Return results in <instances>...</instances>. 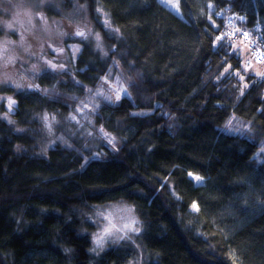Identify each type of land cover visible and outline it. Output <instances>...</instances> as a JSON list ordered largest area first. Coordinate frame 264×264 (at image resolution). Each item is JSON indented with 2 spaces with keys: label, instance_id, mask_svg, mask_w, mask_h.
I'll list each match as a JSON object with an SVG mask.
<instances>
[{
  "label": "trees",
  "instance_id": "obj_1",
  "mask_svg": "<svg viewBox=\"0 0 264 264\" xmlns=\"http://www.w3.org/2000/svg\"><path fill=\"white\" fill-rule=\"evenodd\" d=\"M179 8L181 16L158 0H46L35 7L64 28L90 25L109 50L101 55L75 40L81 52L70 68L56 60L71 74H45L43 59L57 57L40 51L14 66L41 91L0 85V98L16 102L9 111L0 100V264H264V77L244 71L240 55L213 48L228 15L244 14L240 26L255 14L264 21V0H179ZM105 19L119 32L109 34ZM14 35L20 33L4 38ZM4 46L0 60L20 54ZM229 64L232 75L221 76ZM107 68L118 70L131 99L76 113L99 82L93 77ZM232 117L238 132L225 128ZM101 126L115 137V150ZM188 172L203 177L202 185ZM118 203L134 206L139 235L90 251L95 224L88 217Z\"/></svg>",
  "mask_w": 264,
  "mask_h": 264
},
{
  "label": "snow or ice",
  "instance_id": "obj_2",
  "mask_svg": "<svg viewBox=\"0 0 264 264\" xmlns=\"http://www.w3.org/2000/svg\"><path fill=\"white\" fill-rule=\"evenodd\" d=\"M161 2L163 3L164 0H161ZM170 2H171V0H169V3ZM35 7H38V8L43 7V4L37 3L35 5ZM174 7H176L178 9V0H177V4ZM209 7H211V5H209ZM97 11L99 12L100 9H97ZM177 14H179V13L177 12ZM37 16L39 19H44L43 15L40 13H37ZM209 19L211 20V17H209ZM237 19L243 20L244 18L243 17H237ZM213 26H215V25H213ZM6 27L10 30L15 31L13 29L12 23H7ZM103 27L106 28V30L109 32V34L119 32V29L111 27V22L108 19H105V21L103 22ZM237 33H239L244 38V40L248 39V36H249L248 32H240L239 29H235L230 34L222 32L219 35H216L214 38V41H213L214 50H217V51L223 50V51H225L226 55H234L237 59H239L240 50L238 48V45L234 42ZM62 35H71L73 38L74 37H80L82 41H86V40H88L91 33L90 32L86 33L83 30L77 29L74 33H63ZM20 38H21V41H23V39H24L23 34H21ZM96 39L97 40L99 39L98 34L96 36ZM261 39H264V37H261ZM244 40H241V43H243ZM7 43L8 42L6 41L5 46L2 49V51L5 53L7 52V46H6ZM249 45L254 46L256 49L255 52L253 53V56L256 59V62L257 63H264V52L260 51L259 45L255 44L254 41H249ZM249 45H246V47H248ZM48 48L56 55H62L64 52L63 48L53 47L52 44H49ZM68 48L71 51L72 59L75 60L76 55L81 52V48L76 44L68 45ZM97 48L98 49L100 48L99 44H97ZM228 49H231V51L229 52ZM104 55L106 56L107 53H104ZM225 62L226 61H222V63H225ZM43 63L46 66L44 68L45 74H48V73H53V74L68 73V74H71L70 70L65 66L64 63L58 64L56 62V60H54V59H43ZM113 64L116 65L117 62L114 61ZM251 66H252L251 61H249L246 65H244L243 70L247 71L248 68ZM231 67L232 66L229 64L227 67L224 68V71L220 75L223 76L224 73H229V75H232V73L229 72V69ZM79 71H83V69H80ZM33 75L34 76L38 75V73L35 71V66H33ZM235 75L239 76L241 81L244 80V77L242 75H240L239 71H236ZM255 75L260 76V77H264V72L257 71V72H255ZM112 76H113L112 69L108 68V70L105 74L93 77V79L98 80L100 82L99 86L97 87V89L94 93H93V89H91V88L87 89V93L92 96L93 100H95L97 97H99L103 101H105L106 103L113 104L114 101H113L112 93L115 94V101H120L122 96L126 97L128 99H131V94L128 92L127 87L120 84L119 77L116 78V82H117L118 87L113 88L111 86ZM72 82L74 85H78V86L83 87V85H81L80 81L75 80L74 76H73ZM4 83L9 88L13 87V84L11 81L5 80ZM104 85L109 86V88H108L109 94H105ZM15 87L18 89L23 88V86L20 84H15ZM245 87H247L246 84H245ZM28 89H30L33 92L41 91V89L39 88V85H35V86L29 85ZM241 95H243V90H241ZM3 99H7L8 109H9V111H11L12 107L15 105L16 102L11 97L0 98V100H3ZM73 99H75V97H73ZM99 107H100V105L97 103V104H93L92 108L89 109L88 103L81 101V106H78L74 111L76 113H83V111L85 109H89V111L95 112L97 109H99ZM133 115H146V114L145 113H133ZM52 119H53V121H55V117H53ZM69 119L72 121H75L77 124H79V120H77L76 115H71L69 117ZM232 119H235V117H232L229 119L228 124L225 126L226 130L227 131H234V132L240 131L239 128L231 127ZM42 120L44 122V127L49 131V133H51L52 124L49 122L48 115L45 114L42 117ZM9 122L11 123V121H9ZM89 123H91V121H89ZM81 127H83V126L81 125ZM18 131H23V130L19 129ZM99 131L103 134V138L107 140V143L109 145H111L112 148L115 150V148H116L115 137H112L109 133L105 132L103 129V126H101ZM91 134L92 133H90V132L88 133V135H91ZM261 152H264V146L261 147ZM257 155H259V154H257ZM98 156H99V154H97V158H98ZM187 175L191 180H194L198 184L202 185L203 177H201L199 175H194L192 172H188ZM165 184H167V181H165ZM173 195L175 196L174 191H173ZM175 198L177 200L180 199L179 196H176ZM190 208L192 211H195V212L200 211L199 205L196 201H193L191 203ZM122 211L125 213V215H123L121 217L122 223L120 224V226H117V224L113 222L111 213H106V212L101 211L99 209H96L94 211L93 216L88 217V219L92 220L93 223L97 224V226L99 228V231L92 234V240H93V244L95 246L92 249H90V251L96 252L97 254H99V251H103L104 245L109 243V242L118 243L120 241H132L133 235H139V233L141 231V228L139 226L140 221L135 216L134 206H124L122 208ZM232 264H236V261L234 258L232 260Z\"/></svg>",
  "mask_w": 264,
  "mask_h": 264
},
{
  "label": "rangeland",
  "instance_id": "obj_3",
  "mask_svg": "<svg viewBox=\"0 0 264 264\" xmlns=\"http://www.w3.org/2000/svg\"><path fill=\"white\" fill-rule=\"evenodd\" d=\"M40 1H42L41 3L44 4L46 0H40ZM53 1L55 4L56 0H53ZM158 1L161 4H163L164 6L167 5L166 7L169 8L171 11H173L175 14H177V12H178L179 14H177V15L181 16V11L179 8V0H178V9L176 7H174L177 4V0H171L170 3H169V0H164L163 3L161 2V0H158ZM15 2H16V0H0V33H1L0 45L4 46L5 42L7 41L8 42L6 45L7 48H9L10 46L11 47H17L18 53H20V54L23 53L26 57H28V59L27 58H24V59L19 58L20 54L18 56H11V57H8V55L6 57L4 56L0 60V85H5L4 81L8 80L14 84H20L23 86V88L28 89L29 84L24 81V80L28 81V78L26 76L18 75V73L15 72L16 65L14 66V64L16 62L18 63L20 61H22V63L28 64V61L36 59L38 52H40V51H45V52L47 51L48 52L50 50L48 48L49 44H52L53 47H56V48H63L64 49V52H63L64 55H56L57 58L46 57L44 59L61 60L63 62L68 61V68H70L69 65L74 63L75 60L72 59L71 51L69 50L68 45L76 44L81 48L80 43L75 41L78 39L81 40V38L80 37H74L73 38L71 35H65L67 39H69V40L73 39V41L70 42L68 40L67 43L65 44V41L67 40V39H65V41L60 43L62 36H59V35H62L63 33H74L77 29L85 31V30H87V28H91L90 30H88L87 32L85 31V32L91 33V35L89 36L87 41L90 42L91 46L93 47V50L96 51L97 53L101 54V55H104V53H108L109 49L104 46L103 41H102L103 38H102L101 34L95 28L91 27L90 25L89 26L88 25L82 26V25L75 23V22H73V23L69 22L67 24V26L64 28L57 21H53V23H51L49 20L45 21L44 19H39L37 16V13L42 14L40 11L41 9H39L40 12H38L35 9V7H33V5L31 3H26L27 0H18L16 5H15ZM39 8H41V7H39ZM55 22H57V24ZM7 23H12L13 29L15 31L8 29L6 27ZM35 27H39V35H35V33L33 31V28H35ZM10 32H18V33H20V36L14 35V37L12 39H5L4 36L8 37ZM21 34H23V36H24L23 41H21V38H20ZM97 34L99 36L98 40L96 39ZM47 38H49V41L47 40ZM29 39H31V41L33 42V45L28 44L27 41ZM97 44L100 45L99 49L97 48ZM238 48L240 50V56L243 60V68H244V65H246L249 61H251L252 66L249 67L246 72H250L252 74H255V72H257V71L264 72V66L258 65L256 63H254L251 59H249V57L246 55V52L244 51V47H242L241 45H238ZM76 57H77V55H76ZM107 70H108V68H107ZM107 70L105 71V73L107 72ZM116 71H118V70L112 69L113 76L111 78V86L113 88L118 87L117 82H116V78L119 77V74L117 75ZM105 73H103V74H105ZM119 82H120V84H122L123 86L126 87V83L123 80H121L120 77H119ZM99 84H100V82H98L97 86L93 89V93L96 91ZM108 88H109L108 85H104L105 94H109ZM112 96H113L114 103L118 102V101H115V94L114 93H112ZM102 101L103 100L99 97H97L95 100H93L92 96L90 94H88L87 99H86V103H88L89 109L92 108L93 104H97V103L99 104ZM90 120L92 123L93 122L92 119H90ZM91 123H89V125ZM86 132H87V130H86ZM89 132L91 133L92 131L90 130ZM89 132H87V133H89ZM124 206H130V205H127L124 203L111 204V205H107V206L103 207L101 209V211H104L106 213H111L113 222L116 223L117 226H120V224L122 223L121 217L123 215H125V213L122 211V208ZM93 224H95V223H93ZM139 226L141 228V225H139ZM97 231H99V228H98L97 224H95V232H97ZM134 236L135 235H133V237ZM91 240H92V237H91ZM133 240L134 239L132 238V241H120L118 243L128 244V243H132ZM118 243L109 242V243L104 245V248L107 246H110V245L118 244ZM92 246H95L93 244V240H92Z\"/></svg>",
  "mask_w": 264,
  "mask_h": 264
},
{
  "label": "bare ground",
  "instance_id": "obj_4",
  "mask_svg": "<svg viewBox=\"0 0 264 264\" xmlns=\"http://www.w3.org/2000/svg\"><path fill=\"white\" fill-rule=\"evenodd\" d=\"M222 16H223V11L222 10H219V11L216 12V17H222ZM237 17L245 18V15L244 14H240V13H236V14L228 15L226 17L225 24H224V32L225 33H229L230 34L235 29H239L240 32L249 31V30H251L254 27V25L260 24L261 27H262V32H263V36H264V21L261 20L257 14H255V16L253 18V21L249 25L244 24L243 26L239 25V22H242V21L240 19H237ZM230 20L232 21V23H230ZM227 27L229 29H227ZM237 35H239V33H237ZM234 42L236 44L241 45L242 47H244V51L246 52V55L249 57V59H251L254 63H256L258 65H263L264 66V63H257L253 59L248 47H246V45H247L246 42L241 43V39H235ZM80 46H81V43H80Z\"/></svg>",
  "mask_w": 264,
  "mask_h": 264
},
{
  "label": "built area",
  "instance_id": "obj_5",
  "mask_svg": "<svg viewBox=\"0 0 264 264\" xmlns=\"http://www.w3.org/2000/svg\"><path fill=\"white\" fill-rule=\"evenodd\" d=\"M230 23H232L231 20H230ZM242 32H248V34H249L248 39L247 40H244V38L240 34L239 35H236L235 39L244 40V42H246L247 45H249V41H254L255 44H258L259 45L260 51L261 52H264V39H261V37H264V36H263V32H262V27H261L260 24L254 25V27L251 30H249V31H242ZM248 49H249V51H250L253 59L256 61V59L253 56V53L256 50L255 47L249 45L248 46Z\"/></svg>",
  "mask_w": 264,
  "mask_h": 264
}]
</instances>
